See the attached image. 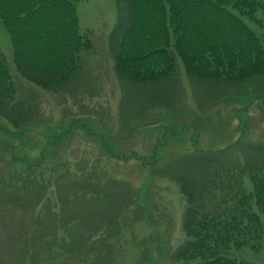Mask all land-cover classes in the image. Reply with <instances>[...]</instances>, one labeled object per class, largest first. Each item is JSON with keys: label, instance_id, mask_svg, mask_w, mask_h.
<instances>
[{"label": "rangeland", "instance_id": "1", "mask_svg": "<svg viewBox=\"0 0 264 264\" xmlns=\"http://www.w3.org/2000/svg\"><path fill=\"white\" fill-rule=\"evenodd\" d=\"M78 13L93 49L82 75L54 91L19 75L0 21V50L22 96L38 103L39 123L16 129L0 116V264H186L177 258L188 237L176 168L196 155L253 159L264 145V77L212 87L178 59L176 105H149L150 94L116 75L117 0H79ZM248 23L264 41V26ZM28 169L38 176L33 192L18 183ZM14 238L30 245L26 254ZM231 254L264 264V247Z\"/></svg>", "mask_w": 264, "mask_h": 264}, {"label": "trees", "instance_id": "2", "mask_svg": "<svg viewBox=\"0 0 264 264\" xmlns=\"http://www.w3.org/2000/svg\"><path fill=\"white\" fill-rule=\"evenodd\" d=\"M78 2L0 0L15 68L43 90L63 89L84 72L83 52L94 42L81 31ZM117 2L119 20L110 42L116 75L150 94L149 105L165 110L176 105L178 59L189 77L212 87L234 88L264 77V41L248 23L264 26V0ZM13 75L0 50V116L16 129L38 125V103L22 96ZM176 171L174 180L187 201L182 229L188 237L177 258L186 264H255L231 251L264 247V145L248 161L196 155ZM28 172L18 183L33 192L38 176ZM70 183L77 187V181ZM26 246L22 243L18 253Z\"/></svg>", "mask_w": 264, "mask_h": 264}]
</instances>
